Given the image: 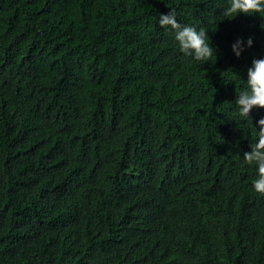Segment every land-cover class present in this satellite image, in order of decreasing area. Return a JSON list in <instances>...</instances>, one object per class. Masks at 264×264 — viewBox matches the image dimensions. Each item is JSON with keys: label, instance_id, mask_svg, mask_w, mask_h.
Returning <instances> with one entry per match:
<instances>
[{"label": "trees", "instance_id": "obj_1", "mask_svg": "<svg viewBox=\"0 0 264 264\" xmlns=\"http://www.w3.org/2000/svg\"><path fill=\"white\" fill-rule=\"evenodd\" d=\"M226 6L0 0V264H264L243 160L264 108L235 104L264 17ZM170 10L210 61L178 51Z\"/></svg>", "mask_w": 264, "mask_h": 264}, {"label": "clouds", "instance_id": "obj_2", "mask_svg": "<svg viewBox=\"0 0 264 264\" xmlns=\"http://www.w3.org/2000/svg\"><path fill=\"white\" fill-rule=\"evenodd\" d=\"M226 7L222 15L227 18L236 17L238 14H259L264 17V0H226ZM157 23L165 32H170L178 47V51L185 57H191L194 61H210L216 49L209 42V36L203 28L181 24L170 10L160 13ZM264 27V25H262ZM244 41L239 38L231 45L236 57L241 55ZM253 43L251 37L246 41L247 46ZM235 104L240 117L249 119L253 108H264V57L253 59L247 69L245 87L237 94ZM256 139L250 144V151L243 153V160L248 164H255L256 176L252 180V188L255 192L264 195V117L256 121Z\"/></svg>", "mask_w": 264, "mask_h": 264}]
</instances>
